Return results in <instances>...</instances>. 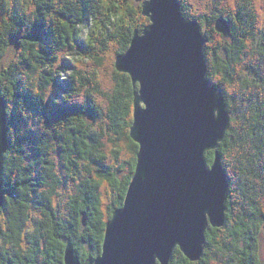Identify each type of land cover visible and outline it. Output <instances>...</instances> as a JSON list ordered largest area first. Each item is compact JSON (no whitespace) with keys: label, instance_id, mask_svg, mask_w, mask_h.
Segmentation results:
<instances>
[{"label":"trees","instance_id":"trees-1","mask_svg":"<svg viewBox=\"0 0 264 264\" xmlns=\"http://www.w3.org/2000/svg\"><path fill=\"white\" fill-rule=\"evenodd\" d=\"M11 1L0 18V95L14 104H6L0 264H64L66 243L83 263L101 251L138 150L129 135L138 84L111 58L149 20L131 0ZM257 1L209 0L200 12L179 0L183 16L201 26L206 76L230 114L217 147L229 190L224 224L207 228L201 257L191 261L176 247L169 264H264V0ZM219 19L228 35L216 30ZM11 44L14 60L2 66ZM109 62L105 87L99 72ZM205 157L210 165L214 150Z\"/></svg>","mask_w":264,"mask_h":264},{"label":"water","instance_id":"water-1","mask_svg":"<svg viewBox=\"0 0 264 264\" xmlns=\"http://www.w3.org/2000/svg\"><path fill=\"white\" fill-rule=\"evenodd\" d=\"M141 12L149 22L134 29L114 60L138 84L129 129L138 144L134 171L122 205L105 224L99 255L81 263L66 243L64 264H169L176 247L196 261L207 228L225 221L229 182L217 147L230 114L223 92L206 76L201 26L183 16L179 0H143ZM215 28L229 34L222 19ZM7 144L0 95V180ZM208 150H214L210 165Z\"/></svg>","mask_w":264,"mask_h":264},{"label":"rangeland","instance_id":"rangeland-1","mask_svg":"<svg viewBox=\"0 0 264 264\" xmlns=\"http://www.w3.org/2000/svg\"><path fill=\"white\" fill-rule=\"evenodd\" d=\"M2 3H0V18L1 16L6 12H7V8L13 3V1L11 0H0ZM132 2H135L136 4H139V3H142L143 0H131ZM207 1V2H206ZM254 1H257V0H254ZM209 0H192V3H193V7L194 9H197L199 8L198 10L201 12L203 11L204 9H208L209 10V4H208ZM258 2V1H257ZM256 4V3H255ZM206 9V10H207ZM257 12L260 13L261 15H263V11L260 10V8H256ZM4 12V13H2ZM207 12V11H206ZM224 35V34H223ZM216 39H218L217 36H215ZM15 47L12 46V44L7 48V51L5 53V55L2 57L1 59V65L2 66H6L8 65L12 60H14V57H15V54L16 52L14 51ZM113 54V51H110L109 52V56H112ZM114 57L112 56L111 58V61H114ZM106 68V69H105ZM111 62L108 63V65L102 69V72H99L100 74V78L102 80V83L105 87H108L110 84H111ZM66 73H68V70H64L63 72H61L60 76H59V80H61L65 75ZM64 75V76H63ZM214 84V83H212ZM48 84H46L47 86ZM51 84H49L50 86ZM55 91V88L52 89V93ZM222 91V90H221ZM59 95H61L60 91L57 92ZM3 97V95H1ZM52 96H54V94H52ZM4 98V97H3ZM5 99V98H4ZM226 103V102H225ZM9 105V106H14L13 104V101L12 100H8L7 99V103H6V99H5V105ZM14 108V107H13ZM228 111V109H227ZM229 113V111H228ZM32 116V115H31ZM33 117V116H32ZM31 124H33L34 127H38V123L35 124V122L33 123V120L31 119L30 120ZM16 126V125H15ZM17 127H20V125ZM7 129H8V126H7ZM18 129H21V128H18ZM35 129V128H34ZM1 187V186H0ZM59 204L62 206L61 209H65L64 208V199L62 197V199L59 201ZM2 207V206H1ZM38 214V213H37ZM36 215V213H35ZM5 216V213L4 212H0V222H1V219L2 220H5L4 218ZM34 216V215H33ZM37 216V215H36ZM2 224V223H0ZM32 228V227H31Z\"/></svg>","mask_w":264,"mask_h":264},{"label":"bare ground","instance_id":"bare-ground-1","mask_svg":"<svg viewBox=\"0 0 264 264\" xmlns=\"http://www.w3.org/2000/svg\"><path fill=\"white\" fill-rule=\"evenodd\" d=\"M207 2V1H206ZM35 9V8H34ZM191 13V12H190ZM206 28V27H205ZM205 33V32H204ZM225 35V34H224ZM220 154V153H219Z\"/></svg>","mask_w":264,"mask_h":264}]
</instances>
